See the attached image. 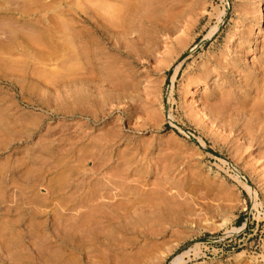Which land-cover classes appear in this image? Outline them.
Wrapping results in <instances>:
<instances>
[{
	"label": "rangeland",
	"instance_id": "rangeland-1",
	"mask_svg": "<svg viewBox=\"0 0 264 264\" xmlns=\"http://www.w3.org/2000/svg\"><path fill=\"white\" fill-rule=\"evenodd\" d=\"M263 62L264 0H0V264L74 197L110 264H264Z\"/></svg>",
	"mask_w": 264,
	"mask_h": 264
},
{
	"label": "bare ground",
	"instance_id": "bare-ground-1",
	"mask_svg": "<svg viewBox=\"0 0 264 264\" xmlns=\"http://www.w3.org/2000/svg\"><path fill=\"white\" fill-rule=\"evenodd\" d=\"M261 73L264 74V70H262ZM49 191L51 192V190ZM48 194H51V193H48ZM69 202H70L69 208H71V210L75 212V214L73 213L70 214L71 222L64 220L62 217L60 224L58 223L59 221L58 222L56 221L58 223V226H57L55 224L56 222L54 223L51 221L54 224H49L47 227V230H49V233H48L46 242L42 244L41 246L39 245L40 247L37 245L38 248H36V250L33 249L34 250L33 252H35L37 256L33 260L34 264H96L97 263L96 258L98 259V257H100V256L96 257L97 253L101 254V256L103 255L102 257L103 261H101L102 264L112 263V261H110V259H112L110 258L111 254H109V251L111 248L110 247L111 239H108V237L105 235L104 237L102 236L99 237L100 235H96L97 232L95 233L96 229L94 227L95 218H93L94 215L90 211L89 213H87V215L83 214L85 215V218L81 219L82 214L80 217V213H78L79 210L77 211V208L79 207V202L76 200V197H74V199L71 198ZM60 214L64 216V213L60 212L59 215ZM47 218H49L48 215H47ZM56 220H58L57 217H56ZM30 237L32 236L30 235ZM4 244L6 243H3V242L0 243V247L3 250H5ZM46 247H47V250H46ZM6 249L8 250L7 247ZM53 249L54 250L57 249L58 254L57 253L54 254L53 251L51 252V250ZM7 257H8V254H7ZM4 260L6 261V264L8 263L11 264L14 261L17 263L21 262V261H18V258L11 259V260H14L12 262L9 258H6ZM179 263H180L179 258L171 262V264H179Z\"/></svg>",
	"mask_w": 264,
	"mask_h": 264
}]
</instances>
